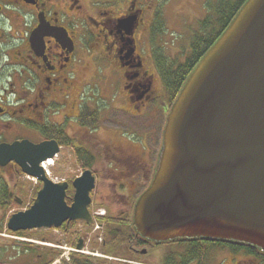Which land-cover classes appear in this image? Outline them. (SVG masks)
<instances>
[{"label":"water","instance_id":"95a60500","mask_svg":"<svg viewBox=\"0 0 264 264\" xmlns=\"http://www.w3.org/2000/svg\"><path fill=\"white\" fill-rule=\"evenodd\" d=\"M133 21L120 25L130 31ZM59 151L55 140L0 145L2 166L14 160L42 182L30 208L9 217L8 229L93 222V171L73 181L69 204V182H53L41 165ZM133 225L149 242L211 239L264 252V0L243 4L184 82L167 115L152 181L135 203Z\"/></svg>","mask_w":264,"mask_h":264},{"label":"flooded vegetation","instance_id":"af4514ba","mask_svg":"<svg viewBox=\"0 0 264 264\" xmlns=\"http://www.w3.org/2000/svg\"><path fill=\"white\" fill-rule=\"evenodd\" d=\"M155 5V0H113L101 7L86 6L83 0H0V145L55 140L59 152L63 147H72L76 157H81L77 153L80 150L86 159L96 160L95 151H103L100 144L104 143L106 148L110 145L106 150L111 155L108 161H125L126 152L114 140L120 136L117 126L106 124L113 115H107L106 105L98 101L93 105L89 95L91 70L93 67L104 70L102 80L113 74L119 81L117 96L109 103L111 113H130L135 118L144 116L153 107L167 116L171 105L166 87L153 89L155 74L145 66L157 52L155 43L143 39L151 34L155 23ZM131 17L134 21L128 31L120 21ZM154 69L163 80L161 68L156 64ZM121 93H126L131 111L121 107L122 95L118 98ZM9 169L19 174L22 171L12 160L4 166L0 164V170H4L0 178L14 174ZM72 188L70 185L68 193ZM12 201L24 204L23 198L9 191L5 204L0 201V205L8 208ZM129 201L132 202L127 204L128 209L121 211L120 218L124 221L128 218L125 214L129 215L134 207L132 197ZM78 225L92 228L89 223L77 220L64 222L59 231H70L76 237ZM102 226L100 222L98 228ZM84 232L76 246H87L92 241L88 231ZM12 233L24 235V231ZM130 248L135 257L147 256L139 248ZM6 250L9 249H0L4 252V256L0 254V264H24L23 250L5 257ZM226 250L232 264H254L247 258L234 257L230 246Z\"/></svg>","mask_w":264,"mask_h":264},{"label":"rangeland","instance_id":"374dc122","mask_svg":"<svg viewBox=\"0 0 264 264\" xmlns=\"http://www.w3.org/2000/svg\"><path fill=\"white\" fill-rule=\"evenodd\" d=\"M110 1L113 0H83V3L86 6L95 4L101 7ZM155 1L156 5L153 11L155 10V13L158 14L157 20L152 25L151 34H148L149 36L145 35L143 39L151 40V36H153L154 43L161 48V51L156 53L152 59L149 58L145 66L151 73L155 74L153 89H161L162 87V90H164V82L154 69L156 64L160 68L166 65L173 66V69L178 64H183L189 57L194 36L196 34L201 35L204 31L201 22L216 19L217 9L215 7L221 0ZM224 1L233 3V0ZM145 45L148 48V41L145 42ZM163 52H165L164 56ZM161 56L160 61L159 57ZM92 65H96L95 60L92 61ZM103 71L93 67L91 70L92 85L89 86L88 92L93 99V105L98 101L100 104L106 105L105 108L109 110L107 112L108 116L113 115L112 118L107 120L106 124L117 126L120 136L114 140L126 152L125 155L128 158L121 162L119 160L108 161L111 155L106 150L110 145L106 148V144L102 143L100 145L103 151L97 149L95 151L98 154L97 159L92 162L90 167H86L83 163L84 159L79 156L76 157L72 147H63L58 156L52 159L53 162L48 165V169L51 175L64 177L72 182L85 169L91 168L97 176L98 185L94 192V201L97 206L93 205V210H104L107 212L108 217L120 218L121 211L128 209L127 204L132 202L129 201L130 197L135 201L150 182L151 177L149 175L151 176L153 173L159 150H161L166 114L161 113L156 108L153 109V107L144 116L141 115L135 118L130 113H111L110 109L112 107L109 103L117 96L119 81L113 74H110L107 80L106 78L102 80ZM119 95L118 98L122 95L123 99L121 107L123 106L124 109L131 111L132 106L126 93ZM99 97L102 99H98ZM167 97L171 105L170 92H168ZM157 106L161 108L160 104ZM131 155L135 160L130 157ZM139 163L142 165H138ZM10 171L14 174L4 175L0 180L4 179L3 181L8 183L9 190L13 191L15 196L24 199V204L19 205L12 201L8 204V208L0 205V245L2 246L0 249H9L6 250L7 255L5 257L15 256L23 250L24 264H78L75 261L77 259L85 262L88 254L78 252L75 242L82 236L81 234L85 233L84 231H88L92 241L87 244L85 251L92 252L96 250L97 255H99L95 256L96 259H99L98 264H138V261L143 264H181L183 262V256L186 255L188 246L186 247L180 243H171L150 249L149 254H144L147 256L143 258H141L142 256L135 257L129 252L127 246L121 245L120 242L109 243L106 241V244H103L110 231L115 233L121 229L122 224L119 223V218L113 220L117 221L114 224L105 221L103 226L96 231L92 230L93 227L87 229L82 225H78L75 227L79 230V233H75L76 237L70 231L65 232V230L35 229L25 231L24 235L10 232L7 229V219L12 213L21 210V208L24 210L29 206L40 187L35 179L27 177L22 171L20 174L13 169H9ZM2 173H4V170L3 172L0 170V176H2ZM131 178V181H126V179ZM113 237L118 239L119 236L115 235ZM59 243H61L60 247L57 246ZM140 248L142 251V247ZM3 253L0 251L1 255ZM32 253H35V257ZM166 253L169 254L166 255ZM106 255L111 259L106 258ZM204 257L199 263L198 259H193L188 264H232L228 251L220 246L213 247ZM258 264H264V262L259 261Z\"/></svg>","mask_w":264,"mask_h":264},{"label":"trees","instance_id":"16d2710c","mask_svg":"<svg viewBox=\"0 0 264 264\" xmlns=\"http://www.w3.org/2000/svg\"><path fill=\"white\" fill-rule=\"evenodd\" d=\"M247 0H233L221 2L215 7L217 9V17L214 21H204L201 22L202 28L204 29L201 35L196 34L193 38L191 51L189 57L185 60L183 64H178V66L173 69V66H164L161 68V73L163 77L164 86L166 87L167 92L171 94V102L173 103L176 99L180 89L182 88L184 82L186 81L189 74L195 68L197 63L203 57V55L207 52V50L213 45V43L218 39L221 35L222 31L229 25L234 16L243 6V4ZM157 14V13H156ZM158 15V14H157ZM158 51H161V48L157 46ZM77 153L81 156L80 158L84 159L83 163L86 167H90L93 159H86L85 155L82 151L77 150ZM8 183L4 181H0V201L5 204V199L7 198V194L9 193ZM74 195V188L68 193V202H72V197ZM128 218L127 221H124L119 217H108L105 221L109 224H114L117 221H113L114 219L119 218V223L122 224L121 229L118 232L111 231L106 236V240L109 243L120 242L121 245L127 246L128 249H131V246L136 248H140L146 246L147 242L143 237L137 235L134 226L132 224L131 213L125 214ZM124 216V217H125ZM123 217V218H124ZM25 234V231H24ZM111 235V236H110ZM119 236L118 239L113 236ZM119 243V244H120ZM180 244H184L187 247L186 255L183 256L184 260L181 264H188L190 260L198 259V263L202 261L204 256L208 253L209 250L213 249L215 246L223 247L227 249V246L233 250L234 257H238L240 259L247 258L248 262L251 260L254 264H258L259 261L264 262V252L258 248L257 246L250 245L247 243H238V242H230V241H221V240H211V239H193V240H180ZM187 243V244H186ZM151 247H160L161 245H168L171 243H152ZM33 256L35 253H32ZM140 255V254H138ZM240 255V256H239ZM35 257V256H34ZM38 257V255H37ZM143 258V257H141ZM78 264H98L99 259L92 255H88L87 261L82 262L81 259L75 260Z\"/></svg>","mask_w":264,"mask_h":264},{"label":"bare ground","instance_id":"6f19581e","mask_svg":"<svg viewBox=\"0 0 264 264\" xmlns=\"http://www.w3.org/2000/svg\"><path fill=\"white\" fill-rule=\"evenodd\" d=\"M52 162H53L52 159L45 162L44 166L46 167V169L48 168V165H50Z\"/></svg>","mask_w":264,"mask_h":264}]
</instances>
